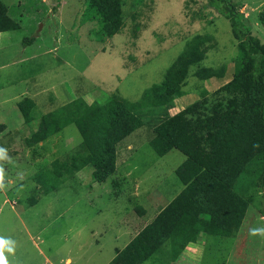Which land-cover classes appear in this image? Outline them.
I'll use <instances>...</instances> for the list:
<instances>
[{"label":"rangeland","instance_id":"1","mask_svg":"<svg viewBox=\"0 0 264 264\" xmlns=\"http://www.w3.org/2000/svg\"><path fill=\"white\" fill-rule=\"evenodd\" d=\"M2 1L20 26L0 36V147L11 157L0 162V237L15 246L5 255L9 264H107L183 188L174 170L184 155L171 149L158 156L149 144L153 128L200 99L202 87L211 105L213 91L232 78L237 40L208 0H123V26L111 36L101 34L99 20L83 15L85 0ZM233 1L264 42V0ZM195 34L212 35L202 64H226L225 76L189 75L184 95L139 109L143 125L117 144L115 171L103 182H95L86 166L43 194L32 175L78 152L81 136L69 124L25 147L23 138L39 116L77 96L88 102H103L112 93L139 99ZM28 37L33 40L25 43ZM23 97L35 102L29 126L17 107ZM252 178L244 174L236 184L250 204L233 237L202 234L176 260L167 241L143 264H264V235L251 234L264 229V189Z\"/></svg>","mask_w":264,"mask_h":264},{"label":"trees","instance_id":"2","mask_svg":"<svg viewBox=\"0 0 264 264\" xmlns=\"http://www.w3.org/2000/svg\"><path fill=\"white\" fill-rule=\"evenodd\" d=\"M208 6L224 16L237 40L238 55L232 78L210 93L202 87L200 99L163 119L153 128L149 144L158 156L176 149L185 159L174 173L183 188L146 223L107 264H143L168 241L170 256L179 258L202 234L233 237L245 216L250 199L236 189L239 178L254 175L264 189V42L251 33L233 0H208ZM123 0H85L83 15L99 20L103 36L123 26ZM261 21L264 14L261 13ZM19 24L0 0V32ZM210 34H195L166 68L162 79L132 101L112 93L105 101L88 102L77 96L44 112L35 128L24 136L32 147L74 124L81 136L78 152L53 159L32 178L41 192L55 191L80 169L91 167L95 182H103L116 168L117 144L143 125L137 111L165 106L184 95L189 75L199 80L222 78L226 64L205 66ZM32 37L24 38L30 43ZM35 102L23 97L17 107L26 125L33 121ZM252 172V173H251ZM35 201V200H34Z\"/></svg>","mask_w":264,"mask_h":264},{"label":"clouds","instance_id":"3","mask_svg":"<svg viewBox=\"0 0 264 264\" xmlns=\"http://www.w3.org/2000/svg\"><path fill=\"white\" fill-rule=\"evenodd\" d=\"M11 157L8 155V150L6 148L0 147V162L10 161ZM5 189V169L3 164L0 163V190ZM252 235H264V229H253ZM15 246L14 241L11 239H5L0 237V264H9L8 258L5 253H14Z\"/></svg>","mask_w":264,"mask_h":264},{"label":"crops","instance_id":"4","mask_svg":"<svg viewBox=\"0 0 264 264\" xmlns=\"http://www.w3.org/2000/svg\"><path fill=\"white\" fill-rule=\"evenodd\" d=\"M5 5H6V4H5ZM6 6H7V5H6ZM7 13H8V7H7ZM8 15H9V13H8ZM9 16H10V15H9ZM10 17H11V16H10ZM11 18H12V17H11ZM7 31H9V30H6V31H3V32H0V36H1L2 34L6 33ZM20 60H21V59H20ZM23 80H24V79H23ZM9 85H12V84H9ZM67 95H68V94H67ZM32 97H33V96H32ZM33 98H34V97H33ZM58 98H59V100H60V98H61V94H60V93H59V97H58ZM67 100H68V99H67ZM67 100H66V101H62L61 104L65 103V102H68ZM183 157H185V155H184ZM183 157H181V162L183 161V160H182ZM184 159H185V158H184ZM181 184H182V183H181Z\"/></svg>","mask_w":264,"mask_h":264}]
</instances>
